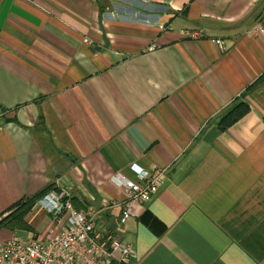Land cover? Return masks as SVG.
Wrapping results in <instances>:
<instances>
[{
  "label": "crops",
  "instance_id": "obj_1",
  "mask_svg": "<svg viewBox=\"0 0 264 264\" xmlns=\"http://www.w3.org/2000/svg\"><path fill=\"white\" fill-rule=\"evenodd\" d=\"M263 18L264 0H0V218L53 186L131 264H264ZM134 164L166 179L121 222L104 203ZM48 215H28L38 237Z\"/></svg>",
  "mask_w": 264,
  "mask_h": 264
},
{
  "label": "built area",
  "instance_id": "obj_2",
  "mask_svg": "<svg viewBox=\"0 0 264 264\" xmlns=\"http://www.w3.org/2000/svg\"><path fill=\"white\" fill-rule=\"evenodd\" d=\"M156 25L160 31L168 28L162 23ZM252 32L264 37V18ZM181 34L191 39L202 37L195 30H183ZM213 41L224 49L220 39ZM153 48L149 46L147 49ZM5 114L0 108V116ZM131 168L136 179L122 175L113 177L114 182L124 190L123 200L104 203V207L120 208L121 222L150 201L166 179L165 168L145 170L136 164ZM37 209L52 214L57 219L56 223L41 237L0 239V264H131L136 258V251L130 244L123 243L110 230L96 228L98 209L93 206L84 212L75 209L65 189L48 192L38 200Z\"/></svg>",
  "mask_w": 264,
  "mask_h": 264
},
{
  "label": "trees",
  "instance_id": "obj_3",
  "mask_svg": "<svg viewBox=\"0 0 264 264\" xmlns=\"http://www.w3.org/2000/svg\"><path fill=\"white\" fill-rule=\"evenodd\" d=\"M247 112V106L243 101L236 100L228 107L224 113L219 117L218 125L221 128H225L234 121L240 119ZM51 190H59L53 186H48L44 191L38 195L21 199L17 201L8 209V214L5 217L0 218V228L12 231V232H33L30 223L28 222V215L35 207L38 200L45 196ZM73 207L78 210L79 202L74 198H69ZM36 237V236H31Z\"/></svg>",
  "mask_w": 264,
  "mask_h": 264
},
{
  "label": "rangeland",
  "instance_id": "obj_4",
  "mask_svg": "<svg viewBox=\"0 0 264 264\" xmlns=\"http://www.w3.org/2000/svg\"><path fill=\"white\" fill-rule=\"evenodd\" d=\"M48 216H49V215H48ZM49 217H50V218H48V223H46V227H49V225H50V227L53 226L52 223L55 224L56 221H57V219L54 218V216H53L52 214H50ZM51 217H52V223H51V221H49V220H51ZM45 221H47V220H45ZM21 234H22V232H19L18 235H17V237H18V236H21ZM31 236H36V237H38L39 235L36 234V233H34V232H32L28 237H31Z\"/></svg>",
  "mask_w": 264,
  "mask_h": 264
}]
</instances>
